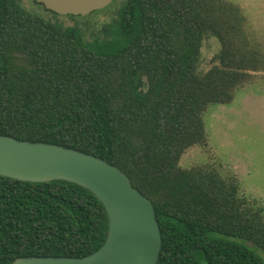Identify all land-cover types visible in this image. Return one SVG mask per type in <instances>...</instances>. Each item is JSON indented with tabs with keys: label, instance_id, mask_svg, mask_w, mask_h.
Wrapping results in <instances>:
<instances>
[{
	"label": "trees",
	"instance_id": "16d2710c",
	"mask_svg": "<svg viewBox=\"0 0 264 264\" xmlns=\"http://www.w3.org/2000/svg\"><path fill=\"white\" fill-rule=\"evenodd\" d=\"M101 28L89 39L79 23L0 0V133L120 167L154 203L163 239L157 264H193L191 251H245L247 264H264L257 252L264 251V206L240 195L236 177L181 165L189 148L207 141L209 108L233 102L264 72V52L242 7L123 0ZM213 37L221 48L205 71L204 42ZM108 230L106 209L88 188L0 175V264L85 256Z\"/></svg>",
	"mask_w": 264,
	"mask_h": 264
},
{
	"label": "water",
	"instance_id": "95a60500",
	"mask_svg": "<svg viewBox=\"0 0 264 264\" xmlns=\"http://www.w3.org/2000/svg\"><path fill=\"white\" fill-rule=\"evenodd\" d=\"M62 16H87L113 0H37ZM0 175L25 181L66 180L88 188L104 205L108 235L96 251L81 257L31 255L12 264H157L163 245L154 203L128 174L106 159L56 143L0 133ZM249 246L253 243L247 242Z\"/></svg>",
	"mask_w": 264,
	"mask_h": 264
},
{
	"label": "rangeland",
	"instance_id": "374dc122",
	"mask_svg": "<svg viewBox=\"0 0 264 264\" xmlns=\"http://www.w3.org/2000/svg\"><path fill=\"white\" fill-rule=\"evenodd\" d=\"M21 1L30 10L49 19L65 25L81 24L91 39V33L99 36L105 22L113 20L123 0H113L106 8L83 16L89 18V21L85 20L86 24L82 23L84 19L76 22L68 16L56 18L36 0ZM231 1L242 7L247 26L264 52V0ZM108 8L112 9L102 12ZM220 48L215 37L204 42L205 71L212 67ZM205 122L207 141L189 148L182 156L181 165L186 168L212 166L223 176L236 177L240 195L264 206V72L254 73L252 81L237 91L233 102L212 105L205 114Z\"/></svg>",
	"mask_w": 264,
	"mask_h": 264
},
{
	"label": "flooded vegetation",
	"instance_id": "af4514ba",
	"mask_svg": "<svg viewBox=\"0 0 264 264\" xmlns=\"http://www.w3.org/2000/svg\"><path fill=\"white\" fill-rule=\"evenodd\" d=\"M264 258V251H257ZM193 264H247L245 251H191Z\"/></svg>",
	"mask_w": 264,
	"mask_h": 264
}]
</instances>
